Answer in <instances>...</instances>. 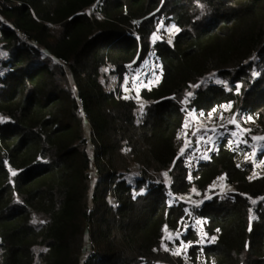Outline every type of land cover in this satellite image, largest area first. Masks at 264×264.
Returning <instances> with one entry per match:
<instances>
[{
  "label": "trees",
  "instance_id": "trees-1",
  "mask_svg": "<svg viewBox=\"0 0 264 264\" xmlns=\"http://www.w3.org/2000/svg\"><path fill=\"white\" fill-rule=\"evenodd\" d=\"M0 49V264H185L161 244L184 214L151 174L168 168L179 193L234 189L200 212L206 260L264 264V157L251 177L247 146L222 140L191 170L177 102L197 86V110L230 103L264 129V0H0ZM150 52L159 78L132 92L148 102L115 99L107 64L122 76Z\"/></svg>",
  "mask_w": 264,
  "mask_h": 264
},
{
  "label": "built area",
  "instance_id": "built-area-1",
  "mask_svg": "<svg viewBox=\"0 0 264 264\" xmlns=\"http://www.w3.org/2000/svg\"><path fill=\"white\" fill-rule=\"evenodd\" d=\"M91 8L97 10L98 2L93 3ZM56 61L60 64H66V62L61 59H57ZM159 73L160 64L152 52H150L138 64L134 61L129 62L122 76H119L114 67L108 63L106 89L108 92L113 94L115 99H119L121 96H124L134 100L136 99L135 101L137 103L143 105L148 101L135 97L132 92L137 86L143 85L145 82H149V80L154 79L156 75L159 77ZM196 89L197 86H192L189 90L191 95L188 93L185 97L177 100L180 109L185 115V122L189 132L191 131L189 138L195 135L200 127V110H197L193 105V101L196 98ZM237 126L238 131L242 134L241 137L243 138V141L246 142L251 140L253 133L245 129L243 124ZM217 145L212 149V151L217 149ZM189 168L191 169L190 166ZM144 170V166L139 165L136 168L135 174L126 176L125 179L131 182L141 180L143 178ZM261 172L262 170L257 174L260 175ZM165 173H167V176L164 175ZM151 174L156 182L163 185L169 205L181 204L184 211L183 216L178 219L176 226H166L161 232V244L164 245L165 250H167L168 253L174 257V248H181L182 252H176V255H179L190 264H212L206 260L204 255H202L203 248L214 244L216 241V235L211 234L207 230L206 218L200 213L208 199L207 195L200 194V192L194 189H192L189 193L176 192L173 187L174 178L171 174L170 168L162 171L159 176L154 173ZM248 202L250 204V208L253 209V199L249 198ZM191 232L194 234V239L184 240L183 236ZM192 253L194 254V259Z\"/></svg>",
  "mask_w": 264,
  "mask_h": 264
},
{
  "label": "crops",
  "instance_id": "crops-1",
  "mask_svg": "<svg viewBox=\"0 0 264 264\" xmlns=\"http://www.w3.org/2000/svg\"><path fill=\"white\" fill-rule=\"evenodd\" d=\"M225 110H228V113H225ZM225 116L229 117L228 123H226ZM242 117L243 118L240 117V119H238V117L235 118V115L231 114L230 103L217 108H211L208 111L200 110V127L196 134L189 138V131L187 132L186 130V132H181V134H184L178 153L186 156L185 159L188 161V167L190 166L192 170V168L194 169L197 167L199 162L207 160L212 153V149L216 147L220 141L225 140L230 146L232 144L237 147L243 145L247 146L245 154L249 153L253 157L256 161L253 168L261 171L262 158L260 155L264 157V139L262 138L258 141H255V139L254 141H242L237 125L242 124L241 121L244 123L250 121L251 118L247 115H243ZM261 135H264V133ZM190 171L188 175L189 178L192 176ZM220 178L223 177H219L218 179Z\"/></svg>",
  "mask_w": 264,
  "mask_h": 264
},
{
  "label": "rangeland",
  "instance_id": "rangeland-1",
  "mask_svg": "<svg viewBox=\"0 0 264 264\" xmlns=\"http://www.w3.org/2000/svg\"><path fill=\"white\" fill-rule=\"evenodd\" d=\"M176 31V27L174 26V24L172 23V22H167L166 24H162L161 26H160V31H158V33L157 34H155V36L156 37H159V38H161V39H171V37H172V35H173V33ZM0 57H3V52H2V50L0 49ZM158 75H156L155 77H154V79H152V80H149V84L150 85H152V84H154V83H156V81L158 80V78L159 77H157ZM209 80H211L212 82L214 81V82H222L223 80L222 79H217V78H215L214 76H209V77H207V78H205V79H203L202 81H201V83H205V82H207V81H209ZM237 90V89H236ZM228 110H225V113L227 112ZM228 113V112H227ZM243 115H237V114H235V118H237L238 117V119H240V117L241 118H243L242 117ZM226 117V123H228V121H229V117L228 116H225ZM253 120L254 119H252V118H250V121H247V122H242L241 121V123L243 124V127L245 128V129H247V130H249V131H251L252 133H253V137L251 138V140L252 141H254V139H255V141H258V140H261L262 138L264 139V135H261V134H263L264 132V129L262 130V129H260L259 130V128L257 127L256 129H255V127L254 126H251V125H255V122H253ZM235 121H237V120H235ZM188 131H189V129H188ZM87 132H88V128H87ZM181 132H186V130H184V131H181ZM190 133H191V131H190ZM190 133H189V135H190ZM240 133V135L242 136V134H241V132H239ZM184 134V133H183ZM183 134H181L180 136H179V139L180 140H182V136H183ZM256 137H259L260 139H256ZM241 140L243 141V138L241 137ZM251 141V142H252ZM246 147V146H245ZM248 159V161L250 162V164H251V166H250V176L251 177H256V176H258V174L257 173H259V171L256 169V168H253L254 167V163H256V161L253 159V157L248 153H246V154H244V157H243V160H247ZM136 172V169L134 168V166H132V168H131V171H130V173L127 175V176H129V175H133L134 173ZM232 190H234L233 189V187L230 185V184H226V182L223 180V178H220V179H217L210 187H208V190L205 192V194L207 195V198H211L212 196H214V195H224V194H226V193H228V192H230V191H232ZM141 191H143V188H141L140 190H139V192H141ZM185 245V244H184ZM183 247V246H182ZM162 248L163 249H165V247H164V245H162ZM176 249V250H175ZM176 252H178V253H181L182 251H181V248H174V254H173V258H175L176 260L178 259L177 257H180L179 255H176ZM181 259H183L182 257H180ZM183 261H184V263L185 264H190V263H188V261H186V260H184L183 259ZM180 264H181V262H180ZM195 264V263H194ZM196 264H200V263H196Z\"/></svg>",
  "mask_w": 264,
  "mask_h": 264
},
{
  "label": "snow or ice",
  "instance_id": "snow-or-ice-1",
  "mask_svg": "<svg viewBox=\"0 0 264 264\" xmlns=\"http://www.w3.org/2000/svg\"><path fill=\"white\" fill-rule=\"evenodd\" d=\"M239 89V86H237V90ZM189 95H191V93H189ZM256 139H260L259 137H256ZM183 151V150H182ZM165 176H167V173L164 174Z\"/></svg>",
  "mask_w": 264,
  "mask_h": 264
}]
</instances>
